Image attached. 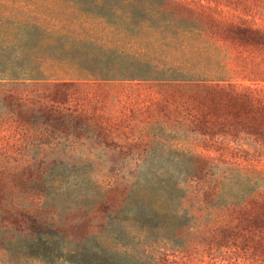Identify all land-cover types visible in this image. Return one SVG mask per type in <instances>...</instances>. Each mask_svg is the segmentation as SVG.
<instances>
[{"label": "rangeland", "instance_id": "rangeland-1", "mask_svg": "<svg viewBox=\"0 0 264 264\" xmlns=\"http://www.w3.org/2000/svg\"><path fill=\"white\" fill-rule=\"evenodd\" d=\"M204 1L209 13L216 14L226 23L264 30V0H214L219 4ZM119 4L120 0H0V19H10L9 24L0 25V42H43L40 33L25 29L36 24L43 31L64 36L49 42H68L70 47L73 42H94L112 50L119 48L126 55L135 52L146 55L148 47L156 51L147 34L119 19ZM229 5L234 9H230ZM122 11L128 12V7H123ZM95 17L105 19L97 22L93 19ZM223 25L218 26L221 29H216V32L225 41L216 38L212 33L214 29L210 31L209 25L206 26L208 31L195 38L194 42H179L177 38L170 42L198 44L202 50L214 39L216 43H225L226 48H218L215 52L217 59L221 60L222 56L228 62L225 69L207 68L194 72L219 80L225 76L226 79L238 76L235 84L253 87L264 100V48L258 47L259 42H264L263 32L243 33L241 41H233L232 36L238 37L232 31H224L226 27ZM24 35L27 36L26 41L21 40ZM61 47V44H54L45 51L56 60L43 68L46 79L59 83L91 79L87 73L82 75L84 68H89L91 63L99 65L94 59L103 60L110 55L89 47L81 50L69 47L66 51ZM158 53L179 56L175 52L168 54L167 50ZM77 61L81 66L76 65ZM243 78L256 80L250 82ZM125 83V86L109 91L123 96L131 117L141 116L138 109L141 104L156 97L155 90L145 82ZM60 91L70 95L72 89ZM166 93L168 96L173 93L181 95L174 89ZM104 94L108 97L109 92L104 91ZM67 95L60 94L59 98ZM161 109L158 114H146L159 123L145 126L141 135V124H132L135 129L131 131L121 126L118 133L122 138L131 141L142 137L144 140L141 142L144 144L130 152L122 148L109 150L99 140H79L71 146H66L61 140L57 146L55 143L43 144L34 151L32 145L26 148L21 144L19 135L1 133L0 130V204L9 200L17 204H41L38 197L45 192L51 193L46 204L64 207L89 204L95 209L106 205L115 210H108L102 215L91 213L88 219L80 216L62 221L63 224L59 222L63 236L60 246H66V238L68 249H86L88 256L82 261L62 258L54 264H133L132 260H141L146 264H264L263 259L254 256L245 247L244 239L232 244V237L225 236L221 231L225 226L229 229L243 217L239 213L245 212L244 208L252 207L255 201H261L258 204L264 202V143L256 141L251 135L191 132L188 124L175 123V116ZM209 114L214 115V112ZM168 130H172L171 133ZM148 132L156 136L149 138L146 136ZM30 158L37 164L56 162L57 168L67 162L75 169L63 176L49 172L42 175V170L36 166L25 174V182L16 179L5 182V176L21 170ZM199 167L202 168V178L195 184L190 176L198 174ZM56 177L61 179V193L56 191L55 186L40 188L41 184H51ZM41 178L43 183H39ZM150 179L155 183L153 186L148 184ZM79 194H84V199L76 197ZM92 195L104 197L92 198ZM103 199L109 204H104ZM121 210L124 213H118ZM145 214L152 217L145 218ZM164 214L167 219H164ZM169 215L175 217L168 218ZM167 222L170 225H166ZM25 228L27 226H23ZM18 240L19 237L11 243L14 245ZM6 248L9 250V247ZM106 250L120 253L123 259L113 258ZM18 251L0 249V264H47L21 259Z\"/></svg>", "mask_w": 264, "mask_h": 264}, {"label": "trees", "instance_id": "trees-1", "mask_svg": "<svg viewBox=\"0 0 264 264\" xmlns=\"http://www.w3.org/2000/svg\"><path fill=\"white\" fill-rule=\"evenodd\" d=\"M186 2L191 3L185 4ZM204 2V0L196 2L120 0L119 19L131 23L140 33L147 34L148 41L152 42L150 44H154L153 49L156 48V51L150 50L149 47L148 50L145 48L146 55L137 52L126 55L119 48L112 50L98 46L94 42H73L72 47L68 46V42H49L64 36L50 34L39 29L36 24L25 29L40 33L43 42H0L1 133L12 132L14 136L19 135L22 139L21 144L26 148L32 145L34 151L43 144L55 143L57 146L61 140L66 143V146L69 144L71 146L79 140H96L97 142L99 140L100 144L109 150L122 148L130 152L134 147L144 144L141 143L144 140L142 137L133 138L131 141L122 138L118 133L121 126L131 131L135 129V125L132 124H141L143 125L139 132L141 135L145 126L159 123L146 114L148 112L158 114L159 108H162V112L175 116L173 117L175 123L188 124V130L191 132L251 135L256 141L264 143V100L257 95L256 90L253 87L235 84L239 77L233 74H228L233 75L230 79H226L225 76L219 80L216 77L203 76L194 72L207 68L225 69L228 62L222 59V56L221 60L217 59L218 55L215 53L218 48H226L225 43H216L217 40L214 39L212 43H207V48L202 50L198 44L178 45V43L170 42L175 41L176 38L179 42H194L195 38H200L208 31L206 26L209 25L210 31L214 29L212 33L222 41L225 39L217 34L219 32H216V29H221L218 26H224L223 24L226 27L224 31H232L238 37L232 36L233 41H241L243 33L262 34L263 32L264 35V30L261 29L253 30L243 25L224 22L220 17L215 16L216 14L209 13ZM214 2L211 0L212 4ZM215 3L219 4V2ZM203 5L206 6L204 10L201 9ZM229 6L230 9H234L231 5ZM123 7H128L129 11L123 12ZM93 19L99 22L105 18ZM9 22L10 19L7 17L0 19V25L9 24ZM181 35H183L182 39ZM22 37L24 38L21 40L26 41L27 36ZM54 44H61L63 51L69 47L78 50L89 47L94 51L99 49L104 54L110 55L103 60L97 57L94 62H98L99 65L91 63L88 65L89 68H84L82 75L87 73L91 79H73L71 82L59 83L46 79L43 74L44 66L56 60L51 54L45 53ZM235 44L241 45L239 42ZM259 45L258 47L264 48V42H259ZM165 50L168 54L179 53V56L171 57V55L164 56L158 53ZM170 50L173 51L170 52ZM61 63L64 64V62ZM75 63L81 66L79 61ZM237 70L240 71L238 68ZM242 80L255 82L253 80L256 79L243 78ZM125 82H145L148 87L155 90L156 97L141 104V108L138 109L141 116L131 117L125 108L123 96L109 91L125 86L127 84ZM64 88L72 89L71 94L67 95V92L60 91ZM173 89L181 95L173 93L168 96L166 91ZM53 90L56 92L55 95ZM104 91L109 92L108 97ZM60 94L67 96H61L60 99ZM211 112H214V115H210ZM168 131L171 133L172 130ZM146 136L153 138L156 134L148 132ZM31 160L30 158L25 162L26 165L21 170L5 176V182L10 183L14 179L25 182V174L33 171L32 168L36 166L42 170V175L49 172L48 174L63 176L69 170L75 169L74 165L67 162L61 163L57 168L56 162L37 164L36 161L31 162ZM200 168H198V174L190 176L195 184H198L202 178L200 177L202 168ZM152 180L148 181L151 186L155 184ZM52 181L49 185L41 184L40 188L55 186L56 191L61 193V179L56 177ZM43 182L44 179L41 178L39 183ZM9 191L12 192L13 189L10 188ZM50 195L51 193L44 192L38 197L41 204H17L10 200L6 204H0L1 250L6 252L17 249L21 259H33L47 264H54L62 258H78L80 261L86 259L88 256L86 249L78 247L73 250L68 249L69 244L66 238L64 243L66 246H60V243H63L61 224L68 219L80 216L88 219L91 213L105 214L111 210L112 206L108 208L106 205H101L99 209H95L89 204H75L67 207L46 204ZM76 197L84 199L85 195L79 194ZM91 197L104 196L92 195ZM102 202L109 204L106 199ZM259 202L261 201H255L252 207L244 208L245 212L239 213L243 217L241 216L235 224L230 225V230L225 226L221 231L225 233V236L232 237V244L237 243L239 239H244L242 242L245 247L254 256L264 260V202L258 204ZM118 213H124V211L121 210ZM148 216L152 217L151 214H145L144 217ZM173 217L175 216L169 215L168 218ZM164 219H167L165 214ZM59 222L62 223L59 224ZM166 225L170 223L167 222ZM23 226L27 228L23 229ZM143 226L146 227V224ZM18 237L19 240L13 245L11 241ZM6 247H9V250ZM106 252L113 258L123 259L118 252L113 250H106ZM131 262L146 264L141 260Z\"/></svg>", "mask_w": 264, "mask_h": 264}]
</instances>
